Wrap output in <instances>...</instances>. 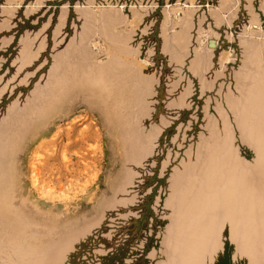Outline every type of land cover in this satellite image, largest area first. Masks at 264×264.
I'll return each instance as SVG.
<instances>
[{
    "label": "rangeland",
    "instance_id": "obj_1",
    "mask_svg": "<svg viewBox=\"0 0 264 264\" xmlns=\"http://www.w3.org/2000/svg\"><path fill=\"white\" fill-rule=\"evenodd\" d=\"M0 264H264V0H0Z\"/></svg>",
    "mask_w": 264,
    "mask_h": 264
}]
</instances>
